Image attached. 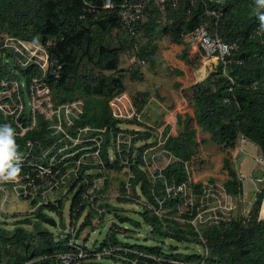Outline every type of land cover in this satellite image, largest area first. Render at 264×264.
Masks as SVG:
<instances>
[{
    "label": "built area",
    "instance_id": "2783aa9c",
    "mask_svg": "<svg viewBox=\"0 0 264 264\" xmlns=\"http://www.w3.org/2000/svg\"><path fill=\"white\" fill-rule=\"evenodd\" d=\"M181 1L124 0L116 4L115 0H104L102 6L89 5L87 11L97 17L101 10L118 8L121 27L126 32L132 52L137 54L142 43L141 22L146 15H150V7L157 6L162 14L159 22L165 24L167 10L178 8ZM196 1L192 0V3ZM206 14L215 19L214 26L203 23L190 32H182L181 38L197 44L206 60L214 61L216 65L222 64L224 75L233 80L229 75L230 67L244 63L235 57L241 48V40H228L219 34L220 9H208ZM85 17L83 14L82 18ZM60 41L56 37L42 43L17 35L0 36V125L7 124L13 129L17 153L13 163L19 167V173L13 179H4L0 175V219L5 221L6 215L17 214L36 221L39 220L36 217L39 210L44 209L46 214L49 210L60 209L67 202H70L71 212L74 198L81 189L82 199L89 201L85 210L93 213L91 222L85 225L87 220L82 219L84 224L77 228L81 218L71 220L68 232L62 235L66 237L58 239L66 241L63 244L67 250L58 253L56 264H83L106 259L124 264H204L211 249L203 229L231 222L238 210L236 196L229 194L224 183L217 181L205 182L197 190L198 182L191 175L190 160L180 159L167 148V140L171 136V132L166 130L167 126L147 122L146 107L139 111L126 92L111 99L112 119L116 123L106 126L94 127L83 122L86 114L83 98L57 101L49 75L58 77V71L63 67L56 55ZM8 55L12 57V62ZM139 62L146 64L145 60ZM11 64L19 71H13ZM24 88L30 99L28 103ZM121 123H125L126 127H122ZM146 131L152 132V137L136 139L140 132ZM248 142L240 134L235 148L244 153ZM144 146L147 147L141 150ZM105 147L108 160L104 157ZM175 162L184 165L188 176L181 183L175 179L169 181L163 173ZM107 163L113 167L108 168ZM136 165L147 173L153 184L150 191L154 200L143 192L141 184L133 186L135 173L132 167ZM256 165L264 170L263 154L255 158ZM158 180L163 183L162 195H157L155 191ZM238 180H245L241 170ZM254 182L257 185L264 183V173ZM263 188H257L256 192H261ZM141 192L146 198L139 196ZM120 199L127 202L132 200L144 206V213L157 217L169 234L184 235L195 242L199 236L198 244L202 245L203 250H193L184 255L198 253L203 260L197 263V260L187 262L174 258V254L181 252L166 245L163 239L152 246L143 245L159 246L160 253L140 249L137 244L104 245L105 239L98 245H89L87 240L81 239L82 226L106 222L107 217L117 218L112 212L114 209L107 204L120 202ZM263 206L264 197L261 210ZM261 210L259 221L264 220ZM250 214L251 209H245L242 213L247 218L251 217ZM47 218L46 214L45 220ZM151 229L154 231L153 226ZM41 258L39 256L37 259Z\"/></svg>",
    "mask_w": 264,
    "mask_h": 264
},
{
    "label": "trees",
    "instance_id": "16d2710c",
    "mask_svg": "<svg viewBox=\"0 0 264 264\" xmlns=\"http://www.w3.org/2000/svg\"><path fill=\"white\" fill-rule=\"evenodd\" d=\"M122 1L115 0L116 4ZM103 3L104 0H0V36L17 35L42 43L50 37L61 39L56 47V55L63 67L59 69L58 77L49 75L55 99L63 102L83 98L86 103L83 122L94 127L116 123L112 119L110 101L126 91V70L121 68L126 33L121 27L118 8L101 10L97 17L87 11L89 5L100 7ZM208 9L221 10L217 26L223 38H240L241 48L235 57L244 63L230 67L229 75L233 80L224 75L222 64L216 65L214 71L193 87L191 99L204 132L210 133L218 145L228 151L226 159L231 176L224 185L229 194L237 196L243 193V184L231 167L229 156L239 135H244L256 144L264 157V30L261 29L260 21L264 7H258L256 0H197L194 3L192 0H183L178 8L167 10L170 24L159 22L162 14L155 5L150 7L149 17L158 31L170 35L174 41H180L182 32H190L203 23L214 26L215 19L206 14ZM83 14L86 15L85 19L82 18ZM116 30L119 33L115 35ZM134 56L139 64L140 60H145L155 66L159 61L156 52L148 45H143ZM139 64L133 65L130 70L132 81L144 80V72ZM230 88L232 91H229ZM145 96L133 98L139 111L145 108ZM166 130L170 131L168 127ZM152 135L150 131L140 132L136 139H148ZM185 143V134L180 137L171 135L167 140V148L180 159L190 160L191 152ZM106 148L104 157L108 160ZM107 167L112 168L113 165L107 163ZM132 170L135 173L133 186L141 184L143 192L154 200L150 191L153 184L147 173L138 165L133 166ZM163 173L169 181L175 179L177 183L188 178L181 162L170 165ZM214 181L211 179L210 182ZM202 185L203 182H198L197 190ZM162 187V180H158L155 187L157 195H162ZM263 197L264 188L258 192L250 218L237 214L229 223L203 229L211 249L204 264H264V220H258ZM88 203V200L82 199L80 189L71 207L73 221L81 218ZM63 206L58 210H62ZM60 215L62 218L63 212ZM92 215L88 216V223ZM36 217L39 220L34 221L30 217L16 220L11 229L7 228L10 223L8 220H0V264H56L58 253L67 250L63 244L66 241L56 240L53 232L43 225L42 221L46 218L44 209L39 210ZM145 219L154 227V234L163 240L171 236L192 240L177 233L169 234L155 216L146 214ZM110 243H117L113 233L104 241V245ZM139 248L154 253H160L161 250L159 246L141 245ZM172 249L179 251L173 246ZM39 256L43 258L37 259ZM173 256L187 262L197 260L200 263L203 260L198 253L184 255L181 252ZM103 261L83 264H104Z\"/></svg>",
    "mask_w": 264,
    "mask_h": 264
},
{
    "label": "crops",
    "instance_id": "0c3cea01",
    "mask_svg": "<svg viewBox=\"0 0 264 264\" xmlns=\"http://www.w3.org/2000/svg\"><path fill=\"white\" fill-rule=\"evenodd\" d=\"M167 14L168 12L165 15L166 23L164 25L171 22V18L169 19ZM185 17H187V14ZM150 18L149 15H146L141 22V47L143 45L152 47L159 61L155 66L149 65L147 62L144 65L138 63L144 72V81H132L130 70L136 58L125 36L123 43L126 44V49L122 55L121 62V68L126 70L125 80L127 77L129 80V85L125 81V92L132 99L143 94L147 95L144 97L147 101L145 105V119L147 122H163V125L169 128L171 135L175 137L185 134L186 148L191 152V175L195 181L202 182L197 180V170L202 169L205 171L207 178L211 176L208 181H211V179H215L216 181L217 179L214 177H216L219 170L223 167L225 172L223 174V183H225L231 176L230 168L227 166V157L221 158V156H217L214 157L215 161L213 160L212 163L206 165L207 161H205L201 164L208 157L209 151L204 150V148H198L199 145L203 144V140L202 142L199 140H201V137L205 138L206 135L203 133L207 134V132H204V129L198 122L196 106L192 103L191 99L193 87L198 82L204 80L210 72L214 71L216 63L206 60L197 44L182 38H180V41H174L170 35L164 34L160 30L158 31V27L151 23ZM114 33L116 35L119 32L116 30ZM117 38L118 36L116 40ZM144 67L146 68L145 70ZM147 81H150V83L144 86L143 84L147 83ZM140 84L143 86L139 87ZM208 134L211 135L210 133ZM247 144L249 146H247V150L244 152L246 153L245 155L234 148L230 151L231 156L229 160L237 177L241 170L246 179L245 170L250 171L252 185L258 188L254 179L261 176L264 170H261L262 174H257L253 168H255V158L261 154V150L259 147L253 150V147H255L253 142L249 141ZM220 149H222L221 146ZM250 158L253 160V165L250 164L246 168V163ZM205 182L203 181V183ZM242 184L243 193L241 195L245 196L247 193L245 180L244 182L242 181ZM249 194L251 195V193Z\"/></svg>",
    "mask_w": 264,
    "mask_h": 264
},
{
    "label": "rangeland",
    "instance_id": "374dc122",
    "mask_svg": "<svg viewBox=\"0 0 264 264\" xmlns=\"http://www.w3.org/2000/svg\"><path fill=\"white\" fill-rule=\"evenodd\" d=\"M9 56V55H8ZM7 56V57H8ZM9 60L12 62V57L9 56ZM136 62V63H135ZM132 63L131 66L138 64L137 61H135ZM13 71L18 72L19 68H16V66L14 64L10 65ZM218 66V65H217ZM146 68L144 67V70ZM216 69V67H215ZM129 72V71H128ZM129 76V74H128ZM21 80H24L23 78ZM126 83L127 85H129V80L128 77L126 78ZM144 81V80H143ZM150 83V81H147V83L143 84L144 86H147ZM142 84L139 85V87L143 86ZM24 91V96L26 99V102L28 103L30 101L26 89H23ZM122 127H126L125 123H121ZM206 135V137H201L199 141L202 142L203 140V144L199 145V149L204 148V150L209 151L208 153V157L205 158V160H203L201 162V164H203L205 161H207L208 163H212V161L214 160V157L217 156H221V158L227 157L228 151L222 150L220 149V145H218V143L214 140V138L212 137V135H209L208 133H203ZM253 145V144H252ZM255 147H253V150L258 147L256 146V144H254ZM253 145V146H254ZM219 146V147H218ZM247 146H249V144L246 145V150H247ZM260 149V148H259ZM252 151V148H251ZM246 153H244L245 155ZM262 154V152H261ZM260 155V154H259ZM231 156V155H230ZM229 156V157H230ZM257 157V156H256ZM215 161V160H214ZM253 163V160L250 158L247 163H246V168H248ZM223 164V163H222ZM254 171L257 174H262V168L258 165L255 166V168H253ZM224 168L222 167L219 172L217 173L216 178L217 182H220V184H223V174H224ZM246 173V179H245V188L247 189V193L246 195H237L235 198L237 200V205H238V210H237V214L242 215V213L244 212L245 209H251L254 210L255 208V204L257 203V195L258 193L257 191V187L252 185V181H251V177L250 174L251 172L248 170H245ZM206 173L205 171L202 170H197V180L198 181H206L208 182L209 180V176L207 178V176H205ZM206 177V179H205ZM204 179V180H202ZM262 187H264V183L262 184H258V188L262 189ZM251 193V195L249 194ZM139 196L141 198H146V195L141 192L139 194ZM114 200V199H113ZM69 206H70V202H67L66 205H64V207L62 208V210H58V209H52L51 211H47V215L48 218H53L56 222L55 225L50 224L49 222L42 221L44 224V226L46 228H48L51 232H53L54 237L56 240L58 239H64L66 236H62L64 233L68 232L70 226H71V220L72 216L70 215V211H69ZM107 206L110 207V209H114L112 212H114L113 214H115L117 216V218L114 217H107V221L106 222H102L100 224H93V225H89V226H82V231L80 234V238L81 239H85L87 240V243L89 245L92 244H99L102 241H104L105 239H107L108 235L110 234V231H113L112 233L114 234V236H116V241L117 243H127V244H137L138 246L141 245H146V246H152L154 245L157 241H162L160 237L158 236H154V231H152V225H150V223L145 219V215L148 213H144V206H142L141 204L134 202V201H113L107 204ZM263 208V207H262ZM63 212V217L61 218L60 213ZM85 212V213H84ZM82 215H81V219L80 221L77 223V228H79L82 224H84V222H82V219L89 220V217L91 214H93L92 212H89L87 210H85ZM261 216L262 218H264V216L262 215V210H261ZM127 218V221L124 222H120V218ZM24 216H12V217H7V220L10 222L7 225L8 229H11L13 226V224L15 223L16 220H20L23 219ZM1 220V219H0ZM35 221V220H34ZM89 221H87V223L85 225L88 224ZM137 225V226H136ZM66 229V230H65ZM153 236V238H152ZM199 237V236H198ZM197 237V242L190 241L188 239H176V238H170V237H166L164 238V243L166 245H171L176 247V250H179L182 253H187V252H192L194 251H202L203 247L201 244H198L200 242L199 238ZM104 264H124L122 262H116V261H112L110 259H106L105 261H103Z\"/></svg>",
    "mask_w": 264,
    "mask_h": 264
},
{
    "label": "clouds",
    "instance_id": "9594fccd",
    "mask_svg": "<svg viewBox=\"0 0 264 264\" xmlns=\"http://www.w3.org/2000/svg\"><path fill=\"white\" fill-rule=\"evenodd\" d=\"M258 7H264V0H256ZM261 29L264 30V15L260 16ZM16 142L13 129L7 125H0V175L4 179H13L19 173V167L14 165L16 159Z\"/></svg>",
    "mask_w": 264,
    "mask_h": 264
},
{
    "label": "water",
    "instance_id": "95a60500",
    "mask_svg": "<svg viewBox=\"0 0 264 264\" xmlns=\"http://www.w3.org/2000/svg\"><path fill=\"white\" fill-rule=\"evenodd\" d=\"M1 61H2V58L0 57V63H1ZM19 150H21V148ZM46 221L49 222L50 224H53V225L56 224V222H55V220L53 218H47ZM124 221H127V218L121 217L120 218V222H124Z\"/></svg>",
    "mask_w": 264,
    "mask_h": 264
},
{
    "label": "bare ground",
    "instance_id": "6f19581e",
    "mask_svg": "<svg viewBox=\"0 0 264 264\" xmlns=\"http://www.w3.org/2000/svg\"><path fill=\"white\" fill-rule=\"evenodd\" d=\"M263 210H264V206H263V208H262Z\"/></svg>",
    "mask_w": 264,
    "mask_h": 264
}]
</instances>
